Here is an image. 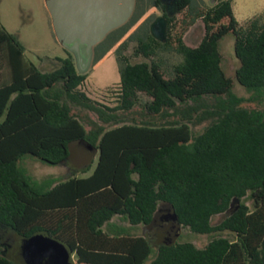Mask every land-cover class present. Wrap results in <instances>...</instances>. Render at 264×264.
<instances>
[{"label": "trees", "instance_id": "obj_1", "mask_svg": "<svg viewBox=\"0 0 264 264\" xmlns=\"http://www.w3.org/2000/svg\"><path fill=\"white\" fill-rule=\"evenodd\" d=\"M195 1L178 0L176 21L158 0H136L128 21L94 46L96 64L150 8L167 19L165 42L149 31L136 38L134 54L149 63L119 58L114 106L84 93L88 75L77 72L70 52L63 49L56 70L41 72L0 24L1 225L24 239L43 234L57 241L74 264H264V110L249 107L264 101L263 13L241 27L233 0ZM197 21L204 36L188 47L183 34ZM229 33L240 63L235 78L249 98L231 92L221 68L218 42ZM161 51L181 61L166 67ZM140 94L150 99L143 115L127 116ZM203 123L195 134L191 127ZM79 143L97 157L68 178L35 181L18 167L27 155L64 163ZM161 203L177 225L211 240L203 248L158 244L153 252L150 240L130 229L150 226ZM218 215L224 218L213 225ZM0 264L13 262L0 255Z\"/></svg>", "mask_w": 264, "mask_h": 264}, {"label": "rangeland", "instance_id": "obj_2", "mask_svg": "<svg viewBox=\"0 0 264 264\" xmlns=\"http://www.w3.org/2000/svg\"><path fill=\"white\" fill-rule=\"evenodd\" d=\"M208 2V0H196L195 4ZM206 6V5H204ZM233 12L239 26H244L255 16L263 13L264 19V0H234ZM161 12L149 11L148 16L144 15L127 34L96 64L92 61L85 66L80 65L74 52L76 66L79 73L87 74V80L82 88L84 93L93 101L114 106L117 99L119 83V58H125L130 64L140 62H150L141 55L134 54L137 48L136 38L145 32L150 33V25ZM176 21L182 15L176 14ZM177 23V22H176ZM0 24L24 47L25 57L33 62L41 72H52L59 67L56 58L66 57L63 48L57 43L51 17L46 7L45 0H0ZM175 31H179L177 27ZM133 35V39L129 37ZM204 36V26L201 21L188 27L183 34V43L188 47H196ZM235 37L229 33L224 35L218 42V50L222 57L221 68L225 76L232 81L231 92L238 97L249 98L250 92L236 81L235 71L239 68V60L234 55ZM124 45L122 49L120 47ZM159 58L165 61L166 67L181 61V57L171 51L159 52ZM224 97V96H222ZM150 99L143 94L139 95L137 106L127 116L136 115L140 117L144 113V104ZM207 104L214 103L213 98L205 99ZM252 109L264 110V101L260 104L252 103ZM89 117L97 121L94 113H88ZM208 123L199 126H192V131L201 133ZM88 129V126H86ZM70 158L61 164L50 165L41 162L31 156H24L19 162L18 167L24 170L35 181H43L50 178H68L72 172L85 168L95 160L97 152L84 144H75L71 148ZM95 166L83 176H88ZM171 208L166 204H159L153 224L150 226H135L130 229L132 234L145 236L150 240L153 252L155 245L174 242H191L198 248H203L213 237V235H200L190 232L187 228L177 225L171 220ZM224 215L215 216L212 224L219 223ZM118 222L117 218L113 219ZM128 226L127 223H122ZM159 226V227H158ZM221 236L229 237L228 233H221ZM47 236L38 234L33 238L24 239L16 235L11 229L0 224V255L6 256L13 264H32L35 257L47 248L57 247V243L46 241ZM48 238V237H47ZM24 246H26L25 251ZM23 252V253H22ZM22 255V256H21ZM70 264L75 263V258L70 255Z\"/></svg>", "mask_w": 264, "mask_h": 264}, {"label": "water", "instance_id": "obj_3", "mask_svg": "<svg viewBox=\"0 0 264 264\" xmlns=\"http://www.w3.org/2000/svg\"><path fill=\"white\" fill-rule=\"evenodd\" d=\"M159 1L167 6V17L176 14L178 0H171L170 5H167L165 0ZM135 2L136 0H45L56 41L64 50L74 52L77 61L83 66L93 60L94 46L110 31L128 21ZM167 27V19L158 17L150 25V34L156 40L165 42ZM75 67L78 70L76 63ZM170 216L172 221H177L172 210ZM43 239L52 240L49 237L42 238V241ZM53 242L58 244L57 247L44 249L35 257L32 264H70L71 252L57 241ZM23 248L24 252L26 246Z\"/></svg>", "mask_w": 264, "mask_h": 264}, {"label": "crops", "instance_id": "obj_4", "mask_svg": "<svg viewBox=\"0 0 264 264\" xmlns=\"http://www.w3.org/2000/svg\"><path fill=\"white\" fill-rule=\"evenodd\" d=\"M216 1H218V0H208V2H201L200 3V5H206V6H212L213 4H215L216 3ZM234 1V0H233ZM233 6V5H232ZM152 10H155V11H158V10H156L155 8H150L149 10H147L146 11V13L144 14V15H146V16H148V14H149V11H152ZM234 13V12H233ZM235 16V15H234ZM113 221V220H112ZM123 225V224H122ZM124 226V225H123ZM71 256H73L74 257V255L73 254H70ZM75 258V257H74Z\"/></svg>", "mask_w": 264, "mask_h": 264}, {"label": "flooded vegetation", "instance_id": "obj_5", "mask_svg": "<svg viewBox=\"0 0 264 264\" xmlns=\"http://www.w3.org/2000/svg\"><path fill=\"white\" fill-rule=\"evenodd\" d=\"M159 1V0H158ZM165 1H167V5H170L171 3V0H165ZM160 2V1H159ZM161 3V2H160ZM162 4V3H161ZM163 6H164V10H165V12H166V14H167V10H166V5L165 4H162ZM170 10H171V7L169 8ZM176 15V14H175ZM174 15V16H175ZM159 17H163V15H162V13H161V15L159 16ZM156 18H158V17H156ZM156 18L153 20V22L156 20ZM107 36V35H106ZM154 222V221H153ZM153 224V223H152ZM159 227V226H158Z\"/></svg>", "mask_w": 264, "mask_h": 264}]
</instances>
